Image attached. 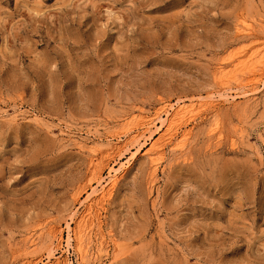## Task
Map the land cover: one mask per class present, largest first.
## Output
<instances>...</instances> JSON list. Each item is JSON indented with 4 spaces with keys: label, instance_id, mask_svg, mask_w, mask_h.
I'll use <instances>...</instances> for the list:
<instances>
[{
    "label": "rangeland",
    "instance_id": "374dc122",
    "mask_svg": "<svg viewBox=\"0 0 264 264\" xmlns=\"http://www.w3.org/2000/svg\"><path fill=\"white\" fill-rule=\"evenodd\" d=\"M262 74L264 0H0V264H264Z\"/></svg>",
    "mask_w": 264,
    "mask_h": 264
},
{
    "label": "bare ground",
    "instance_id": "6f19581e",
    "mask_svg": "<svg viewBox=\"0 0 264 264\" xmlns=\"http://www.w3.org/2000/svg\"><path fill=\"white\" fill-rule=\"evenodd\" d=\"M238 27V26H237ZM253 29V28H252ZM257 60V59H256ZM253 68V67H252ZM260 71V70H259ZM262 75H264V74H262ZM254 90V89H253ZM210 100V99H209ZM214 100V99H213ZM216 100V99H215ZM214 100V101H215ZM217 101V100H216ZM210 102H213L212 100L210 101ZM214 103V102H213ZM171 104V103H170ZM209 104V103H208ZM219 104V103H218ZM166 105V104H165ZM165 107V106H164ZM168 107H170L171 108V105L170 106H168ZM183 107V106H182ZM214 107V106H213ZM172 109V108H171ZM176 109H177V107H176ZM174 109L175 111V114H176V117L177 116H179V115H181L184 111H186V110H184L185 108H180V109ZM163 110V109H162ZM166 111V113H167V110H165ZM169 112V111H168ZM162 113V112H161ZM170 113V112H169ZM173 113V112H172ZM174 114V113H173ZM172 116V115H171ZM161 119L162 118V122H164L163 120H165V118H163V117H161L160 116V114H159V112H158V114L156 113V117H155V119ZM155 119L154 120H150L149 119V124L151 123H153L154 121H155ZM174 119V118H173ZM168 122V120L166 121V123ZM166 125V124H165ZM168 127V126H167ZM192 131V130H191ZM212 131V130H211ZM140 132V131H139ZM184 132H186V129H185V131ZM141 133H138L137 135H135V138H137V137H140L141 135H140ZM182 134V133H181ZM183 134H185V133H183ZM186 135V134H185ZM210 135V134H209ZM111 136V135H110ZM107 137V136H106ZM185 137V136H184ZM132 139V138H131ZM125 140V139H124ZM125 143V142H124ZM113 144V143H112ZM119 145L117 146H115V147H110V148H105V149H107V150H103V151H101V153L103 154V156H108V155H111V153H114V152H116V150H117V152H118V150L119 149H121L123 146H124V144H120V143H118ZM109 146V145H108ZM125 146H127V145H125ZM152 146H153V143H152ZM159 147V146H158ZM124 148V147H123ZM156 148H157V146H156ZM92 149V148H91ZM95 149V148H94ZM152 149H153V147H152ZM93 150V149H92ZM96 150V149H95ZM149 150H151L150 148H149ZM149 150H147V151H149ZM146 151V150H145ZM154 151V150H153ZM94 157V156H93ZM120 162V161H119ZM92 165H93V162H92ZM93 167V166H92ZM91 167V168H92ZM118 169V168H117ZM116 169V170H117ZM93 170V169H92ZM95 170V169H94ZM115 170V171H116ZM122 170V169H121ZM96 171H97V169H96ZM156 171V170H155ZM98 172H99V170H98ZM100 172H101V169H100ZM97 174V173H96ZM154 174V173H153ZM99 175H100V173H99ZM114 176V175H113ZM117 177V176H116ZM103 178V177H102ZM114 178V177H113ZM102 180V179H101ZM100 180V181H101ZM106 182V181H105ZM111 185H108V186H112L114 183H116V181L115 180H111V182H109ZM105 185V184H104ZM103 184H102V187L104 186ZM99 186V185H98ZM97 186V187H98ZM106 186V185H105ZM113 186H115V185H113ZM99 187H101V186H99ZM101 187V188H102ZM112 188V187H111ZM105 189V188H104ZM104 189H103V191H104ZM108 189H110V187L108 188ZM107 189V190H108ZM100 190V189H99ZM106 189H105V191H107ZM94 191V190H93ZM92 191V192H93ZM96 191V190H95ZM95 191L93 192V193H95ZM104 193V192H103ZM97 194V193H96ZM100 194H101V191H100ZM105 195V194H104ZM102 196H103V194H102ZM90 201V200H89ZM90 205V204H89ZM78 221V220H77ZM76 221V222H77ZM78 224V223H77ZM100 225V224H99ZM79 229H80V226H79ZM100 229V228H99ZM52 230L54 231V229L52 228ZM76 230V229H75ZM81 232H83V230L81 229L80 230ZM51 233H52V231H50ZM81 232H79L78 230L77 231H74V235H75V243H76V248L78 249V251H79V257L81 258L80 259V263L81 262H83L84 263V258H86V256L88 257V255H86V248L84 247V244H83V238H82V234H81ZM57 233V232H56ZM53 234H54V232H53ZM71 236V235H70ZM70 236H68V238H70ZM61 238V237H60ZM98 238V237H97ZM72 239H73V237H72ZM60 240V239H59ZM100 241H102V240H100ZM33 242V241H32ZM61 241H58V244L60 243ZM102 244V243H101ZM87 247H88V245H87ZM89 253V252H88ZM99 255V254H98ZM96 256V255H95ZM57 258V257H56ZM57 259H59V258H57ZM54 260L53 262H50V263H47V264H70L71 262H69V260L67 261V260H63V262H61L60 260ZM86 260V259H85ZM79 263V262H78ZM86 263V262H85ZM84 263V264H85ZM92 264V263H91Z\"/></svg>",
    "mask_w": 264,
    "mask_h": 264
}]
</instances>
